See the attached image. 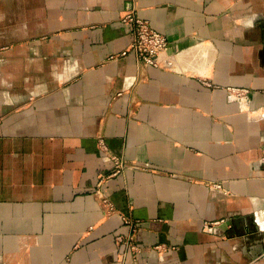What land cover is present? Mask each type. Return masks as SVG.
I'll return each mask as SVG.
<instances>
[{
    "label": "crops",
    "instance_id": "0c3cea01",
    "mask_svg": "<svg viewBox=\"0 0 264 264\" xmlns=\"http://www.w3.org/2000/svg\"><path fill=\"white\" fill-rule=\"evenodd\" d=\"M0 264H264V0H0Z\"/></svg>",
    "mask_w": 264,
    "mask_h": 264
},
{
    "label": "built area",
    "instance_id": "2783aa9c",
    "mask_svg": "<svg viewBox=\"0 0 264 264\" xmlns=\"http://www.w3.org/2000/svg\"><path fill=\"white\" fill-rule=\"evenodd\" d=\"M122 22L130 27L132 39L127 50L122 52L121 55L126 56L128 53H133L144 66L161 68L167 67L163 56L170 48L168 39L163 34L154 30L147 21L136 17L133 12H129L125 15L122 18ZM242 96L244 95L241 93L238 94V97L244 98ZM100 149L105 154H108L109 152L103 140L100 141ZM109 157L116 169L114 173L120 172V170L125 166V162L120 157L115 155H109ZM211 189L218 192H224V188L221 184H214ZM125 221L127 224L134 227V231L136 230V227H138L139 222L134 223L130 220ZM213 225H207L208 229L212 228ZM127 245L130 250L136 251L137 247L134 244L133 236L130 238L129 244Z\"/></svg>",
    "mask_w": 264,
    "mask_h": 264
}]
</instances>
